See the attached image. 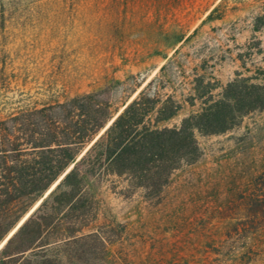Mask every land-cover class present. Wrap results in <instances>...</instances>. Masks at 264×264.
Returning a JSON list of instances; mask_svg holds the SVG:
<instances>
[{"label":"rangeland","instance_id":"1","mask_svg":"<svg viewBox=\"0 0 264 264\" xmlns=\"http://www.w3.org/2000/svg\"><path fill=\"white\" fill-rule=\"evenodd\" d=\"M165 63L159 93L177 100L197 78L214 98L234 80L264 85V0H0V120L90 93L120 108ZM195 138L200 157L156 197L89 185L83 232L103 246L62 264H264V106Z\"/></svg>","mask_w":264,"mask_h":264},{"label":"trees","instance_id":"2","mask_svg":"<svg viewBox=\"0 0 264 264\" xmlns=\"http://www.w3.org/2000/svg\"><path fill=\"white\" fill-rule=\"evenodd\" d=\"M166 68L120 108L90 93L0 120V264H62L77 246L102 247L99 232H83L98 205L89 185L156 197L174 170L200 157L195 133H224L264 106V85L243 80L228 83L217 98L201 78L180 100L162 95ZM155 81L160 85L152 89ZM196 102L178 124H166L184 103L193 108Z\"/></svg>","mask_w":264,"mask_h":264},{"label":"water","instance_id":"3","mask_svg":"<svg viewBox=\"0 0 264 264\" xmlns=\"http://www.w3.org/2000/svg\"><path fill=\"white\" fill-rule=\"evenodd\" d=\"M122 109V108H121ZM121 110H119L116 114H115V116L107 123V125L103 128V130L102 131H104L107 127H108V125H110V123L113 121V119L116 117V115L120 112ZM70 167H72V166H70ZM70 167L60 176V178L57 180V182L53 185V186H51L50 188H49V190L46 192V194L43 196V198L44 197H46V195L55 187V185L59 182V180L64 176V174L70 169ZM42 198V199H43ZM41 201V200H40ZM40 201L38 202V203H40ZM38 205V204H37ZM36 207V206H35ZM34 207V208H35ZM33 208V209H34ZM33 210H31V211H29L28 212V214L20 221V223L32 212ZM19 223V224H20ZM18 224V225H19ZM10 235V234H9ZM2 243H4V241L2 242ZM2 245V244H1Z\"/></svg>","mask_w":264,"mask_h":264},{"label":"bare ground","instance_id":"4","mask_svg":"<svg viewBox=\"0 0 264 264\" xmlns=\"http://www.w3.org/2000/svg\"><path fill=\"white\" fill-rule=\"evenodd\" d=\"M56 182H57V181H56ZM56 182H55V183H56ZM55 183H54V184H55ZM54 184H53V185H54ZM53 185H52V186H53ZM45 194H46V193H45Z\"/></svg>","mask_w":264,"mask_h":264}]
</instances>
